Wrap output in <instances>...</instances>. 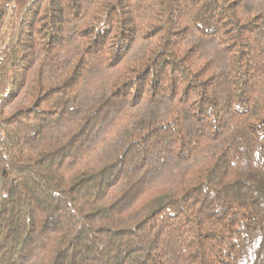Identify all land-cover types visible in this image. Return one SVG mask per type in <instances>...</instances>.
Instances as JSON below:
<instances>
[{"label": "trees", "instance_id": "trees-1", "mask_svg": "<svg viewBox=\"0 0 264 264\" xmlns=\"http://www.w3.org/2000/svg\"><path fill=\"white\" fill-rule=\"evenodd\" d=\"M0 264H264V0H0Z\"/></svg>", "mask_w": 264, "mask_h": 264}]
</instances>
